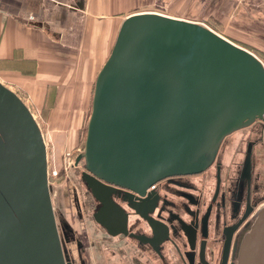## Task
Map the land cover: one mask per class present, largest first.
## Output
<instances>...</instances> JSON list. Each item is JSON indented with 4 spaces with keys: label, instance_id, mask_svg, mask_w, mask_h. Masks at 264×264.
Segmentation results:
<instances>
[{
    "label": "water",
    "instance_id": "95a60500",
    "mask_svg": "<svg viewBox=\"0 0 264 264\" xmlns=\"http://www.w3.org/2000/svg\"><path fill=\"white\" fill-rule=\"evenodd\" d=\"M258 120L264 122V66L252 51L203 23L154 11L131 14L98 74L84 151L75 162L83 161V179L104 203L107 219L95 214L96 220L112 236L146 240L130 233L129 213L112 197L126 189L137 196L130 207L148 225L150 239L158 238L149 242L155 249L167 242V255L178 254L184 264H209L207 224L194 213L189 221L153 217L144 205L148 189L206 171L228 136ZM244 169L250 178V149ZM0 264H72L58 229L42 130L1 81ZM237 264H264V204Z\"/></svg>",
    "mask_w": 264,
    "mask_h": 264
},
{
    "label": "crops",
    "instance_id": "0c3cea01",
    "mask_svg": "<svg viewBox=\"0 0 264 264\" xmlns=\"http://www.w3.org/2000/svg\"><path fill=\"white\" fill-rule=\"evenodd\" d=\"M145 11L203 23L264 53V0H0V81L55 132L78 135L123 21Z\"/></svg>",
    "mask_w": 264,
    "mask_h": 264
},
{
    "label": "flooded vegetation",
    "instance_id": "af4514ba",
    "mask_svg": "<svg viewBox=\"0 0 264 264\" xmlns=\"http://www.w3.org/2000/svg\"><path fill=\"white\" fill-rule=\"evenodd\" d=\"M255 124L258 127L252 128V130L248 129L246 135L242 137L245 140V146L241 152L239 150L228 151L231 140H228L227 137L221 145L216 160L206 171L195 175L168 177L148 189V200L144 202V205L153 208L151 214L153 217L159 218L162 216L165 220L169 219L173 222L177 218L189 221L192 217L191 213H194L197 215V221L200 222V225L207 224L208 239L205 255L209 264H222L223 249L227 239H230L231 242L227 264H237L242 240L250 229L256 212L264 204V122L258 120ZM249 149L252 153V175L250 178L245 174L244 169ZM227 151L232 157L233 154L239 153L240 159L231 160L226 165ZM257 163L263 164L259 171L256 168ZM81 169V183L85 184L86 194L90 193L92 195L90 196L92 200H90L94 203L93 216L95 218V214H99L101 220H106L107 214L101 213L102 209L105 208L104 203L88 189L82 176L85 169L83 167ZM112 197L117 204L129 213L128 226L130 233L145 237L148 241H142L139 237L131 235L112 236L108 229L96 220L109 236L117 238L123 236L127 239V242H124V247L131 252L128 255L129 257L126 256L131 263L184 264L178 254H175L171 261H168L167 242L158 246L157 249L149 243L157 242L158 238L150 239L151 230L148 225L130 207V201L135 202L137 199L136 194L118 188L113 192ZM77 200L76 204L79 207L80 202ZM71 214L75 215L74 211H71ZM66 220L71 223L69 219L64 218L62 215L57 218L58 229L66 255L74 264L72 251L68 245L76 243L81 246L80 250H83L85 242H82L79 238L77 241L75 240L76 229H74V226L73 228L72 226L71 228L65 226L64 222ZM200 247L201 242L198 243L197 258ZM113 252L109 250V253ZM113 254L115 256L117 253L114 252Z\"/></svg>",
    "mask_w": 264,
    "mask_h": 264
},
{
    "label": "rangeland",
    "instance_id": "374dc122",
    "mask_svg": "<svg viewBox=\"0 0 264 264\" xmlns=\"http://www.w3.org/2000/svg\"><path fill=\"white\" fill-rule=\"evenodd\" d=\"M250 47L253 49H250V51L264 61V54L259 49L253 46ZM32 111L36 115L35 118L42 130L47 145L49 182L56 217L60 218L62 215L64 218L69 219L72 223V225L70 223L72 228L74 226V229H76L75 240L77 241L79 238L82 242H85L83 250H80L81 246L76 243L68 245L72 251L71 255L74 264H133L127 258L131 252L128 251V248L124 247V242H127V239L123 236L119 238L109 236L94 218V203L90 197L92 195L90 193L86 194L85 184L81 183L83 161L78 166H75L77 156L84 151L89 122H86V127L78 135H70L66 130L61 128L56 131L60 133H56L55 130L50 128L49 122H46L42 113H39L36 108ZM255 127H258V125L253 124L228 136V140H231L229 142L231 146L228 148V151L234 152L235 150H239L241 152L245 146V140L242 137L246 135L248 129L252 130ZM228 151L225 157L226 165L231 160L236 161L240 159L239 153L233 154L232 157L231 154H228ZM262 167L263 164H258L256 167L257 171ZM76 200L80 202L82 207L80 205L78 207ZM71 211H74L75 215L71 214ZM66 221L69 222L68 220ZM107 250L108 252H106ZM109 250L117 254L114 256V252L109 253ZM120 257H123V262L119 261Z\"/></svg>",
    "mask_w": 264,
    "mask_h": 264
},
{
    "label": "built area",
    "instance_id": "2783aa9c",
    "mask_svg": "<svg viewBox=\"0 0 264 264\" xmlns=\"http://www.w3.org/2000/svg\"><path fill=\"white\" fill-rule=\"evenodd\" d=\"M255 54V53H254ZM255 56L262 62V64H263V66H264V61L261 59V58H259L256 54H255ZM31 110V109H30ZM31 112H32V114H33V116H34V118H35V113L31 110ZM36 119V118H35ZM153 187V186H152Z\"/></svg>",
    "mask_w": 264,
    "mask_h": 264
},
{
    "label": "trees",
    "instance_id": "16d2710c",
    "mask_svg": "<svg viewBox=\"0 0 264 264\" xmlns=\"http://www.w3.org/2000/svg\"><path fill=\"white\" fill-rule=\"evenodd\" d=\"M233 40V39H232ZM234 41V40H233ZM234 42H236L237 44H241V43H239V42H237V41H234ZM242 46H245V47H247V48H249V50L251 49V50H253L250 46H248V45H245V44H241ZM262 53V52H261ZM264 54V53H263Z\"/></svg>",
    "mask_w": 264,
    "mask_h": 264
}]
</instances>
